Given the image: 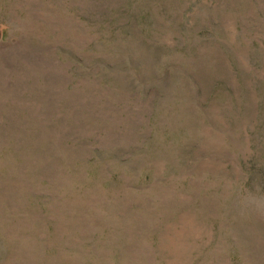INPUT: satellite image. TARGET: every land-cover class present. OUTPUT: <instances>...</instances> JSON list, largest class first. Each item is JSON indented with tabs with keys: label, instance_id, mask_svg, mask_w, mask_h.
Instances as JSON below:
<instances>
[{
	"label": "rangeland",
	"instance_id": "rangeland-1",
	"mask_svg": "<svg viewBox=\"0 0 264 264\" xmlns=\"http://www.w3.org/2000/svg\"><path fill=\"white\" fill-rule=\"evenodd\" d=\"M0 264H264V0H0Z\"/></svg>",
	"mask_w": 264,
	"mask_h": 264
}]
</instances>
